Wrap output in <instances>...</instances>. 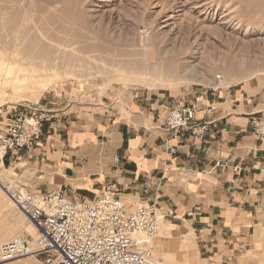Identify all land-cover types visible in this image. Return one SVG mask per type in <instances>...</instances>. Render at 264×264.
<instances>
[{"label":"crops","instance_id":"crops-1","mask_svg":"<svg viewBox=\"0 0 264 264\" xmlns=\"http://www.w3.org/2000/svg\"><path fill=\"white\" fill-rule=\"evenodd\" d=\"M177 103L197 107L209 125L204 138L166 131ZM38 107L47 112L42 141L8 160L9 167L24 165L21 174L31 170L25 178L32 194L93 200L111 188L127 202L154 205L170 224L188 225L206 264H259L264 141L252 123L264 117V82L193 90L180 99L132 93L106 106L49 94Z\"/></svg>","mask_w":264,"mask_h":264},{"label":"rangeland","instance_id":"rangeland-1","mask_svg":"<svg viewBox=\"0 0 264 264\" xmlns=\"http://www.w3.org/2000/svg\"><path fill=\"white\" fill-rule=\"evenodd\" d=\"M199 1L200 0H0V25L3 27L7 25L9 21H13L14 18L16 24H18L17 26L21 30L29 27L37 33V30L47 26L45 22L48 23V20L51 18L57 21L63 18L65 15L64 9H66L64 7H67V9L73 11L72 13H75L74 9H71L73 4H75V11L79 7L78 13H81L85 19L87 18L86 21L88 25L91 24L93 30L97 34L103 35L107 40H113V42H115V48L119 54V58L116 59L119 61L128 62L133 59L132 54L135 50H141L146 42L155 38L161 42L162 45L164 44V46H167L168 49L174 47L175 50L176 48L177 50H182L184 55L179 58L181 61L183 60V62L190 65H187L190 70H188L187 74L190 73L189 75H191L189 82L185 80L180 87L176 89H165L151 88L147 84L140 85L135 82L126 83L120 77L115 78L110 75L91 72V74L83 77L59 79V81L51 85L45 91L38 102H29L26 99H19V101L17 99L15 100L12 98V92L8 90L7 103L0 107V135L4 133L16 111L24 110L32 106H40L42 99L49 94H57L61 99H69L73 102L82 104L106 106L111 103L116 104L121 102L123 99L131 96L132 93L148 92L167 96L172 95L180 99L193 90H209L217 86L225 87L238 84L241 81L247 82L250 79L251 81L254 80L257 84L263 83L264 61L261 63L262 60L258 58V54L261 53V47L258 46V43L264 39V16H257V19L256 17L250 19L244 17L243 19V16L241 17L240 15L242 5L236 0H230L229 2H227V0H220L223 6L219 7L218 11L216 10L215 4H213L212 7H208L209 11L207 12L202 9H196L197 7L195 5ZM201 1L205 2L204 0ZM179 10L182 12L178 13L179 16L177 15L176 25L165 27L168 17L173 13L176 14L175 12ZM160 12L162 14L159 17L158 15ZM22 16L30 20L29 24L27 23L28 26L26 23L21 24L18 22L20 18L22 19ZM261 20H263V22ZM53 24L54 23L49 25L48 23V26L52 27ZM63 24L65 26L70 25L68 20L63 21ZM257 26H259V28H257ZM10 47L12 48V46ZM256 55L258 56L256 57ZM236 61L238 64L244 62L242 65L246 64V67L244 66L242 72H235L236 74L240 73V76H237L235 73V76H231L229 73L227 74V66H230L231 62L232 64L234 62L236 63ZM252 74L254 76H252ZM241 75L244 76L242 77ZM217 76L222 77L221 82L217 81ZM4 122L5 124H3ZM10 155L11 152H9V155H7L4 160L3 170L7 168L10 171L12 170V173L4 171L0 174V178L7 177L8 181L15 180V185L18 188L23 191L26 190L25 192L32 193L27 188L28 182L26 178L23 177V174L20 172L24 165L18 166L17 169L15 167H9L10 162L8 160ZM2 174H4L5 177L4 175L2 176ZM20 177L23 178L21 179ZM12 208L11 210H13L15 214L20 212L15 206ZM4 213L5 209L2 208L1 211L0 208V216L2 215L4 217ZM4 219H2L4 221H1L0 228L8 226L10 223V226H12L15 223L14 216L7 215ZM27 221L30 223L29 229L34 230L28 218ZM4 222L5 224H3ZM163 223L164 225L168 224V228H166ZM163 223L160 227L168 229L172 235L168 239L161 238L162 228H160V232H158V236L154 242L156 241V245H158L157 242L161 239V244H163L159 246L161 250L174 254L176 261L181 264H183V262L184 264H206L200 257L198 245H195L197 247L193 245V247L188 248V250H184L181 246V241L173 235L174 232L180 229V226L170 224L167 220L164 221V219ZM26 236L27 233L24 237L27 239ZM18 237L19 236H14L8 239L0 243V246ZM31 239H37V237L33 236ZM195 242H197L196 237ZM263 243L264 241L261 242V248L264 247ZM38 260L44 264L42 257L38 258Z\"/></svg>","mask_w":264,"mask_h":264},{"label":"bare ground","instance_id":"bare-ground-1","mask_svg":"<svg viewBox=\"0 0 264 264\" xmlns=\"http://www.w3.org/2000/svg\"><path fill=\"white\" fill-rule=\"evenodd\" d=\"M200 1L196 3V9H202L206 12L209 11L208 7H212L213 4H215L217 11L219 10V7L223 6V3H221L220 0ZM229 1L230 0H227V2ZM236 1H239L242 5L240 15L241 17L243 16V19L244 17H248L249 19L256 17L257 19V16H264V0ZM64 8H66L64 9L65 19L63 17L57 21L51 18L48 20V23L49 25L54 23L52 27L48 26V23L45 22L47 26L40 29L38 28L39 30L36 28L37 33L29 27L21 30L17 26L18 24H16L14 18L13 21H9L4 27L0 25V107L7 103L8 90L12 92V98L15 100L17 99L19 101V99H26L29 102H38L45 91L51 85L59 81V79L83 77L91 74V72L106 74L115 78L120 77L126 83L135 82L140 85L147 84L151 88L176 89L177 87H180L185 80H188L189 82L191 75H189L190 73H187L189 70L188 66L190 65L183 62V60L181 61L180 56L184 55L181 49V51L177 50V48L175 50L174 47H172L173 49L170 48V50L167 46H164V44L162 45L161 42L153 38L146 42L141 50H135L132 54L133 59L128 62L119 61L116 59L119 58V54L115 48V42H113V40H107L103 35L97 34L93 30L91 24L89 23L90 25H88L86 21L87 18L85 19L81 13H78L79 7L75 11L76 6L73 4L71 9H74L75 13H72L73 11H70L67 7ZM180 12L182 11L179 10L178 12H175L176 14H171L167 19V25L165 27L176 25V18H178V13ZM161 14L162 13L160 12L158 16L160 17ZM23 16L22 19L19 17L20 20H18V22L21 24L26 23V25L27 23L29 24L30 20ZM67 20L70 25L65 26L63 21ZM261 21L263 22V20ZM257 28H259V26H257ZM10 46H12V48ZM258 46L261 47V51L259 50L261 53L259 52L260 54H258V58L262 60H260L262 63L264 61V39L259 41ZM258 55H256V57ZM101 63L104 64L102 65ZM242 63L244 62H241L240 64H238L237 61L233 64L231 62V65H228L229 67L227 66V74L229 73L231 76H235V72H242L246 65H242ZM239 74L240 73L236 75L238 76ZM241 76L243 77L244 75ZM252 76L254 75L252 74ZM248 81L251 82V79ZM3 167L4 165L1 163L0 174L4 171L12 173V170L10 171L7 168L3 170ZM25 171L26 173H23V177L33 174L31 170L26 169ZM3 175L4 174H2V176ZM6 178L7 177L0 178V182L8 181V178ZM9 182L17 187L15 185V180H10ZM13 206L16 207L0 184V208L1 211L2 208L5 209V216L3 217L1 215L3 218L0 216V225L1 221H4V218H6L7 215L15 217V223L12 226H10L11 223L8 224V226H1L0 243L7 241L14 236L24 238L26 233L32 235L31 237H37L35 227L32 225L34 230L29 229L30 223L27 221L28 217L20 210V212L15 214L14 211L11 210ZM158 216L160 219V232V228H162L160 226L163 223L164 215L162 216L161 213H159ZM3 224H5V222ZM261 232H263V230ZM171 235L172 233L170 231L166 230V228H162L161 238L168 239ZM173 235L181 241V246L184 250H188V248L193 247V245H197L195 242V235L188 225L184 224V226H180V229L174 232ZM135 237L138 239H144L145 235L143 233H137ZM154 240L151 241L150 247L153 249L154 260L157 264H181L176 261L174 254L161 250V247H159L163 245L161 244V239L157 242L158 245H156V241L154 242ZM36 241L37 239H31L34 250L38 249ZM254 259L259 264H264V249L260 250ZM6 264L43 263L38 260L36 255H31L21 261L16 260Z\"/></svg>","mask_w":264,"mask_h":264},{"label":"built area","instance_id":"built-area-1","mask_svg":"<svg viewBox=\"0 0 264 264\" xmlns=\"http://www.w3.org/2000/svg\"><path fill=\"white\" fill-rule=\"evenodd\" d=\"M222 80L217 76V81ZM215 89H218L216 87ZM212 108H206L211 112ZM198 109L173 105L165 129L173 138L190 133L204 138L209 125L200 121ZM47 112L38 107L16 111L0 135L1 163L9 152L34 149L42 141ZM253 135L264 141V117L252 123ZM17 209L37 231V250L30 239L15 238L1 246L0 264L31 255L44 264H157L151 241L159 232V210L154 205L127 202L114 189L107 188L93 200H70L65 192L38 196L25 193L9 181L0 182ZM143 233L144 239L135 237Z\"/></svg>","mask_w":264,"mask_h":264}]
</instances>
